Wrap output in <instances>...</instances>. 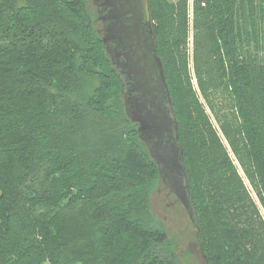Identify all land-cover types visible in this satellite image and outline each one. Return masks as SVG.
<instances>
[{
  "label": "trees",
  "instance_id": "trees-1",
  "mask_svg": "<svg viewBox=\"0 0 264 264\" xmlns=\"http://www.w3.org/2000/svg\"><path fill=\"white\" fill-rule=\"evenodd\" d=\"M89 3L0 0V264H182ZM149 6L200 254L264 264V220L190 84L187 0ZM192 29L199 90L264 208V0H193Z\"/></svg>",
  "mask_w": 264,
  "mask_h": 264
},
{
  "label": "water",
  "instance_id": "water-1",
  "mask_svg": "<svg viewBox=\"0 0 264 264\" xmlns=\"http://www.w3.org/2000/svg\"><path fill=\"white\" fill-rule=\"evenodd\" d=\"M94 23L122 85L124 112L156 164L159 186L180 202L194 225L177 122L156 53L149 0H91ZM207 264V262H206Z\"/></svg>",
  "mask_w": 264,
  "mask_h": 264
},
{
  "label": "rangeland",
  "instance_id": "rangeland-1",
  "mask_svg": "<svg viewBox=\"0 0 264 264\" xmlns=\"http://www.w3.org/2000/svg\"><path fill=\"white\" fill-rule=\"evenodd\" d=\"M172 2H177L178 0H170ZM187 7H188V19H189V33L187 39V55H188V71H189V79L192 90L194 91L198 102L201 104L203 110L205 111L206 115L208 116L213 128L216 130L218 136L220 137L223 145L225 146L226 150L229 153L230 159L233 162L234 166L237 168L244 185L249 192L250 196L252 197L253 201L255 202L263 220H264V208L260 203L259 199L256 196L255 191L251 187L247 177L245 176L240 164L238 163L235 155L232 153L228 143L226 142L224 136L221 133L219 125L217 124L215 114L206 101L203 98L196 76L193 70V61H192V54H193V29H192V17H193V0H187ZM89 10L91 12L96 11L93 4L89 3ZM99 24H96V29H99ZM219 92V91H218ZM211 103L214 105L215 108L222 109V113H228V101L225 98L213 97L211 98ZM227 103V104H226ZM227 106V108L225 107ZM150 206L153 211V214L162 222L166 235L168 238H172V240L176 243L175 253L179 258V261L182 264H206L204 258L201 256V252L198 247L196 233L193 228V225L183 210L182 205L180 202H175V198L173 194H168V190L164 187V185H160L158 189L153 193L150 197Z\"/></svg>",
  "mask_w": 264,
  "mask_h": 264
},
{
  "label": "flooded vegetation",
  "instance_id": "flooded-vegetation-1",
  "mask_svg": "<svg viewBox=\"0 0 264 264\" xmlns=\"http://www.w3.org/2000/svg\"><path fill=\"white\" fill-rule=\"evenodd\" d=\"M97 23H99V22H97Z\"/></svg>",
  "mask_w": 264,
  "mask_h": 264
}]
</instances>
